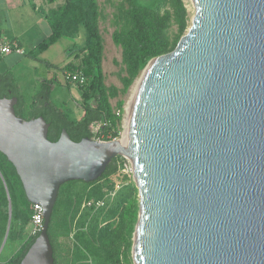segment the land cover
<instances>
[{"label":"water","instance_id":"water-1","mask_svg":"<svg viewBox=\"0 0 264 264\" xmlns=\"http://www.w3.org/2000/svg\"><path fill=\"white\" fill-rule=\"evenodd\" d=\"M191 1L187 34L142 73L126 144L74 142L66 130L52 142L43 117L0 100V152L44 210L21 264H55L61 187L98 181L118 157L139 193L134 264H264V0Z\"/></svg>","mask_w":264,"mask_h":264},{"label":"trees","instance_id":"trees-1","mask_svg":"<svg viewBox=\"0 0 264 264\" xmlns=\"http://www.w3.org/2000/svg\"><path fill=\"white\" fill-rule=\"evenodd\" d=\"M50 3L56 0H48ZM151 6L140 5L135 0H123L115 5L111 25L114 27L113 42L122 50V65L125 76L121 77L123 83L122 93L126 94L134 82L143 73L149 62L157 57L171 53L178 45L180 39L186 34L189 27L188 13L182 0H150ZM46 20L51 29L50 36L40 43L29 56L39 60V56L56 44L60 39L78 36L81 27L85 30V46L74 47L68 51V57H74L62 71L66 75V86H74L67 74L82 72L86 83L75 85L81 91V106L84 114L75 119L70 110L62 108L52 101V82L41 84L39 92L35 95L30 113L26 118L24 99L16 84L14 76L10 73L0 72V100L17 97L19 102L15 107L16 114L26 120L43 117L50 125L48 138L57 142L63 130H66L74 142L84 138L111 141L119 137L118 127L121 118L116 117L111 106V98L119 94L116 87H107L103 70L104 39L100 30L102 10L98 0H65L59 7L50 9L45 13ZM1 62V58H0ZM120 111L123 102L119 103ZM101 124L98 132L94 133L92 126ZM116 158L107 168L101 179L93 183L82 181L69 182L61 187L59 197L54 208L49 236L54 248L55 264L58 262L57 244L53 228L58 216L60 197L64 189L78 184L91 187L93 191L87 199L102 198L101 184L105 190H114L112 177L122 176L121 168ZM71 189V188H69ZM75 189V188H74ZM76 190L68 196L66 214L60 221L63 235L69 238L71 231L70 221L72 214V199ZM12 205V224L7 242L13 243L15 236L31 222L32 204L27 199L20 177L15 167L5 155L0 152V250L5 240L8 221L10 219L9 206ZM118 207L107 215L112 219L117 215ZM139 209L133 200L125 211L121 225L116 231L100 229L98 222L88 233H78V239L97 258L93 264H121L122 247L127 243L126 233H131L133 224L138 219ZM67 216V217H66ZM84 223L80 221L79 226ZM19 230V231H18ZM39 236L32 235L9 258L0 264H21L28 250ZM81 257L78 256V259ZM72 264H78L72 262Z\"/></svg>","mask_w":264,"mask_h":264},{"label":"rangeland","instance_id":"rangeland-1","mask_svg":"<svg viewBox=\"0 0 264 264\" xmlns=\"http://www.w3.org/2000/svg\"><path fill=\"white\" fill-rule=\"evenodd\" d=\"M36 1L40 3L41 8L45 13L50 9L59 7L65 3V0H56L53 3H50L48 0ZM121 1L123 0H98L99 6L102 10L100 30L104 39L103 70L105 74V84L107 87H116L119 90L118 96L115 98H111L110 100L114 115L122 119L121 124L118 127L120 135L116 139H122L127 130L129 117L128 114L132 106L138 83L142 78L141 74L140 77L131 86L129 91L126 94L122 93L124 86L121 81V77L125 76L122 65V50L119 47L115 46L113 42L114 27L111 25L112 15L115 11L114 7ZM135 1L138 4L145 6H151L153 4L150 0ZM182 1L188 13L189 27L186 31L187 34L188 30L191 27L195 10L191 0ZM72 41L73 39L63 38L59 41L58 44L53 46L48 51L46 59L49 60L50 63L46 62V60L45 62L42 60H34L28 55H22L20 57L9 56L6 58V63L8 64L7 66H10L8 67L9 73L14 76L17 86H20L21 95H23V99L26 105V118H28L33 97L39 92L42 81L56 82L57 85L52 88V101L60 107L65 108L64 103L68 101L69 95L67 91H64L59 86H63L65 84L66 75L59 69L61 66V69H63L71 61H73L74 57H68V51L74 48V43ZM79 41L80 40H78V42ZM79 45H82V43L80 42ZM77 47L79 48L80 46ZM26 49L27 53L29 54V51L31 49ZM48 64H52L53 67H48ZM1 70H4V64L1 66ZM75 93L77 94V96H80V91L76 88ZM71 100L74 107L73 117H79L80 115L78 114L80 112L79 108L81 107V102L80 100H77V98L74 99L71 97ZM120 102H123L122 111H120L119 108ZM100 125L101 124H96L92 126V130L94 133L98 131ZM118 164L122 169L121 173L123 175L120 177L115 176L111 178V181L115 184L114 190H105V184H101L98 186L100 187V191L103 192L102 198L97 199L96 197H94L91 199H87L88 195L93 191L94 188L92 189L91 187H88L84 184L70 186L64 189V192L61 194L58 216L53 228V233L57 244L59 264H72V262H76L78 264L95 263L97 258L91 255L88 249L83 247V245L77 238L78 233H88L97 222L100 229H110L114 232L121 225L123 215L125 211L130 207V204L133 200L135 201V207L139 209V193L134 181L132 165L126 157H120V159H118ZM72 190H76L75 194L71 196L73 205L72 214H70L69 216L73 218L69 220L71 224V231L69 234V238H66V236L63 235L65 231L59 224L66 214V207L70 199L68 198V196H70L69 194L72 192ZM103 199H105L106 203V205L103 207L98 208L96 206L89 205L92 200L94 202H97L98 200ZM117 207L119 208L117 211V215H115V217L112 219H108L107 215L111 212V210H115ZM10 218V224V219L8 221L9 232L12 224V213ZM80 221L84 223L83 226H79ZM135 226L136 222L131 228V233L125 234L127 243L122 247L123 254L121 256V264H134L133 246ZM32 235L33 225L31 219V222L23 229V231L15 236V241L13 243H9L6 241L0 255V262L14 254ZM78 256H80L81 258L78 259Z\"/></svg>","mask_w":264,"mask_h":264},{"label":"crops","instance_id":"crops-1","mask_svg":"<svg viewBox=\"0 0 264 264\" xmlns=\"http://www.w3.org/2000/svg\"><path fill=\"white\" fill-rule=\"evenodd\" d=\"M51 34V29L46 20L45 12L41 8L40 3L36 0H0V40L6 43L16 42L20 45V47L25 51V56L29 54L27 53V49H31L33 51L40 43H42L45 39H47ZM68 38V37H65ZM63 39V38H62ZM73 39L74 47L80 46L79 48H83L85 46V30L81 27L80 32L77 37L70 38ZM61 40V39H60ZM59 40V41H60ZM78 40H80L78 42ZM59 41L56 43L58 44ZM80 42L82 45H79ZM54 44L53 46H55ZM51 46L47 51L39 56V60L44 61L47 59L48 51L53 47ZM9 56H17L20 57L17 53H12L1 58L0 62V72L2 74L9 73V69L6 63V58ZM9 61V60H8ZM46 62L50 63L49 60ZM4 64V70H1V66ZM48 67H53L52 64H48ZM62 66L60 67V71H62ZM63 72V71H62ZM45 81H42L44 83ZM55 82V81H54ZM53 83L52 88L57 85ZM20 89V86H18ZM64 91L68 92L69 98L68 101L64 103L65 108L70 110L74 115V107L71 100V97L77 100L82 101L81 91L75 86H66V81L63 86H59ZM75 88L80 91V96H77L75 93ZM21 93V89H20ZM23 96V95H22ZM35 97V96H34ZM33 97V101H34ZM32 101V104H33ZM31 104V105H32ZM80 112L79 117H75V119H80L83 114L82 106L79 108ZM26 110V105H24V111ZM30 113V111H29ZM1 255V254H0ZM13 255V254H12ZM11 255V256H12ZM10 256V257H11Z\"/></svg>","mask_w":264,"mask_h":264},{"label":"built area","instance_id":"built-area-1","mask_svg":"<svg viewBox=\"0 0 264 264\" xmlns=\"http://www.w3.org/2000/svg\"><path fill=\"white\" fill-rule=\"evenodd\" d=\"M17 53L19 55H24L25 51L16 42L6 43L0 40V57ZM71 83L75 85H84L86 83V78L82 72L78 71L75 73L67 74ZM99 130V129H98ZM98 132V131H97ZM96 141H101L94 139ZM122 170V169H121ZM90 206L103 207L106 205L105 199L98 200L94 202L93 200L89 203ZM32 225H33V235L40 233L44 225V210L41 205H32Z\"/></svg>","mask_w":264,"mask_h":264},{"label":"bare ground","instance_id":"bare-ground-1","mask_svg":"<svg viewBox=\"0 0 264 264\" xmlns=\"http://www.w3.org/2000/svg\"><path fill=\"white\" fill-rule=\"evenodd\" d=\"M141 81V80H140ZM140 83V82H139ZM139 83H138V85H139ZM138 87V86H137ZM129 116V115H128ZM127 131H128V127H127V130H126V132H125V134H124V136H123V143L124 144H126V142H127Z\"/></svg>","mask_w":264,"mask_h":264}]
</instances>
